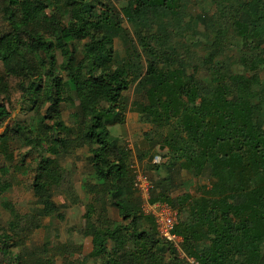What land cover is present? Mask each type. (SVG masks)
<instances>
[{
    "label": "trees",
    "instance_id": "trees-1",
    "mask_svg": "<svg viewBox=\"0 0 264 264\" xmlns=\"http://www.w3.org/2000/svg\"><path fill=\"white\" fill-rule=\"evenodd\" d=\"M211 1L0 0V125L9 79L33 111L0 133L3 187L28 176L35 204L23 213L1 202L9 219L0 264H264V0ZM129 103L151 126L142 143L167 150L165 161L143 164L167 176L143 175L150 202L176 210L183 257L124 173L133 160L110 126ZM11 141L36 152L30 163L26 154L12 163ZM83 147L91 151L79 233L89 248L71 260L82 243L26 247L44 218H64L54 198H73L63 161ZM183 169L197 177L208 169V180L172 195L163 180Z\"/></svg>",
    "mask_w": 264,
    "mask_h": 264
},
{
    "label": "rangeland",
    "instance_id": "rangeland-1",
    "mask_svg": "<svg viewBox=\"0 0 264 264\" xmlns=\"http://www.w3.org/2000/svg\"><path fill=\"white\" fill-rule=\"evenodd\" d=\"M224 0H212L213 5ZM211 4V3H210ZM114 47L119 49L121 44L119 41L114 42ZM231 48V47H230ZM200 51L203 52L204 47H199ZM201 53V52H200ZM235 53V52H233ZM233 67L236 68L237 64L232 63ZM0 65V70H1ZM254 81H257V73H251ZM9 86L11 87L10 103L6 101V107L10 111L8 119L0 125V133L5 128V125H13V120H22L29 119L33 114L32 110L24 109L21 103V98L19 97V91L16 90L14 84V79L8 80ZM130 103L132 100L131 91L128 92ZM2 96H0L1 100ZM257 106L261 107L256 98H254ZM128 104V107L120 116V120L110 126V129L114 135L119 136L120 143L125 148L128 149L133 163L130 164L127 169L124 170L125 175L134 176L133 182L135 183L136 171L145 173L150 177L151 180H155V177L160 178L167 176V172L162 168L159 172L155 170L145 169L144 165H148L151 162H160L165 161L167 152L166 148H160L157 144L153 149L144 145L143 136L146 131L150 129V124L141 122L136 111L130 109L131 104ZM70 111V107H63V116H67ZM10 148L13 152V162L17 161L21 154H26L25 164L30 163L32 157L36 152L29 148L27 145L17 141L10 142ZM9 148V149H10ZM90 149L86 147L76 149L74 153L68 155L63 161V172L70 178L72 182L73 198H67L64 194L56 192L54 198L57 203L64 204V207L61 211L64 213V218H44L43 226L32 231L25 240V246L28 248H34L36 246H41L43 243H48L49 247H52L59 243H69L72 247L82 243L83 249L82 252H74L73 255H70L69 259H81L82 254L85 253V250L89 248V240L86 237H82L79 233V229L83 223L82 214L84 212L83 207V196L84 192L80 188L83 178L88 173V166L86 163L85 157L90 152ZM141 156L142 159H139L138 156ZM150 161V162H148ZM145 163V164H144ZM6 158L2 155L0 151V225L6 226V222L9 219V212L2 206L1 202L4 200H9L20 212L30 213L32 208L35 206L34 197L30 189V182L28 176H23L21 173H18L19 180L14 182L11 189L6 190L3 187V179L6 178L9 174V170L6 166ZM144 164V165H143ZM144 168V169H143ZM171 180L164 179V184L169 186L170 194L176 195L182 191H188L190 193L195 192V189L198 185L207 182L208 180V169L203 172L200 177L194 175L193 171L190 170H181V171H172ZM75 198H79L78 201L73 202ZM144 208V203H143ZM175 210V209H174ZM112 211V210H110ZM176 211V210H175ZM156 228V227H155ZM157 231V229H156ZM180 241L178 239L174 244L177 247L179 256L183 257L184 253L180 249ZM14 251H18L17 248H14ZM192 262L191 258H188ZM85 264H102L101 262H93L88 260Z\"/></svg>",
    "mask_w": 264,
    "mask_h": 264
},
{
    "label": "built area",
    "instance_id": "built-area-1",
    "mask_svg": "<svg viewBox=\"0 0 264 264\" xmlns=\"http://www.w3.org/2000/svg\"><path fill=\"white\" fill-rule=\"evenodd\" d=\"M134 185L144 203L143 211L154 218L158 235L174 242L180 239V237L174 233L176 211L166 202H150V189L152 188V183L138 170L136 171Z\"/></svg>",
    "mask_w": 264,
    "mask_h": 264
},
{
    "label": "water",
    "instance_id": "water-1",
    "mask_svg": "<svg viewBox=\"0 0 264 264\" xmlns=\"http://www.w3.org/2000/svg\"><path fill=\"white\" fill-rule=\"evenodd\" d=\"M159 146H160V148H163V147H164V145H162V144H161V145H159Z\"/></svg>",
    "mask_w": 264,
    "mask_h": 264
}]
</instances>
